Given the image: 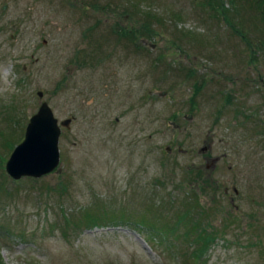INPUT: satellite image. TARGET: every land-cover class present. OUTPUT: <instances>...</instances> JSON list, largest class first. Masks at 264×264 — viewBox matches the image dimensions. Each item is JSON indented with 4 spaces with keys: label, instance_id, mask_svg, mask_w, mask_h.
I'll list each match as a JSON object with an SVG mask.
<instances>
[{
    "label": "rangeland",
    "instance_id": "374dc122",
    "mask_svg": "<svg viewBox=\"0 0 264 264\" xmlns=\"http://www.w3.org/2000/svg\"><path fill=\"white\" fill-rule=\"evenodd\" d=\"M263 41L245 0H0L1 262L264 264ZM43 101L60 164L15 180Z\"/></svg>",
    "mask_w": 264,
    "mask_h": 264
},
{
    "label": "water",
    "instance_id": "95a60500",
    "mask_svg": "<svg viewBox=\"0 0 264 264\" xmlns=\"http://www.w3.org/2000/svg\"><path fill=\"white\" fill-rule=\"evenodd\" d=\"M38 95L44 98L43 92ZM71 122L72 119L60 122L50 104L43 101L38 112L30 118L24 141L10 156L7 173L15 180L41 178L52 173L60 164L59 142L63 127L69 128Z\"/></svg>",
    "mask_w": 264,
    "mask_h": 264
},
{
    "label": "trees",
    "instance_id": "16d2710c",
    "mask_svg": "<svg viewBox=\"0 0 264 264\" xmlns=\"http://www.w3.org/2000/svg\"><path fill=\"white\" fill-rule=\"evenodd\" d=\"M216 1V0H215ZM247 3H248V5L254 10V11H256L257 13H259V15H260V21L264 24V0H245ZM213 6V5H212ZM211 6V9L213 10L214 8V10H217L218 11V13L219 14H221V15H223V16H227L229 13H227V8H225V6L223 5V3L220 5V7H215L216 5L214 4V8ZM122 28V27H121ZM237 31V33L239 32H241L240 31V28H239V30H236ZM130 32H132L133 33V31H130ZM121 33H123V34H128L129 32L126 30V29H124V28H122V30H121ZM146 33H151V34H156V32H154V30H152V29H147L146 30ZM134 34H137V33H134ZM241 38L245 41V43H247L249 46H250V49H251V53L253 54L252 56L254 57V55H255V48H254V46L249 42V41H247V39H246V35H242L241 34ZM260 49H262V50H264V41L262 42V46H260ZM253 57H252V60H251V62H254V59H253ZM201 87V86H200ZM200 87L199 86H196V90L198 89H200ZM228 97V96H227ZM227 99V98H226ZM228 99H229V102H231L230 101V97H228ZM200 180H203V178H201ZM208 183V182H207ZM208 188H210L209 186H205V189L204 190H206V189H208ZM145 227H147V226H145ZM150 227V229L152 228L151 226H149ZM214 237L212 236V235H210L209 237L208 236H205V234L203 235V237L200 239V240H203V244H202V247H203V249L204 248H208V246L210 245V242H211V240L213 239ZM202 254V253H201ZM0 264H3L2 262H1V259H0Z\"/></svg>",
    "mask_w": 264,
    "mask_h": 264
}]
</instances>
